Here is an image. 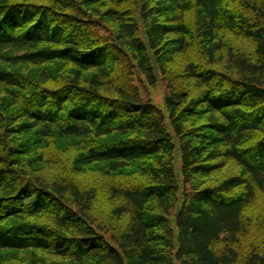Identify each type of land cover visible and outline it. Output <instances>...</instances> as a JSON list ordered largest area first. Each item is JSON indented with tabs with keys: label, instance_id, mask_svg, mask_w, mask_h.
Masks as SVG:
<instances>
[{
	"label": "trees",
	"instance_id": "obj_1",
	"mask_svg": "<svg viewBox=\"0 0 264 264\" xmlns=\"http://www.w3.org/2000/svg\"><path fill=\"white\" fill-rule=\"evenodd\" d=\"M0 264H264V0H0Z\"/></svg>",
	"mask_w": 264,
	"mask_h": 264
},
{
	"label": "rangeland",
	"instance_id": "obj_2",
	"mask_svg": "<svg viewBox=\"0 0 264 264\" xmlns=\"http://www.w3.org/2000/svg\"><path fill=\"white\" fill-rule=\"evenodd\" d=\"M168 39L167 38V43H168ZM137 79V77H136ZM138 86L141 87V84L140 82H138V84H136ZM164 91H165V87L163 85H160L158 87H156L155 89H151V93H149V95L152 97L153 99V102H155L157 105H159L160 107H163V103H164ZM149 92V91H148ZM237 166L235 165H232V167L230 168V170H228L226 173H224L223 175L221 176H214L212 177L211 179L210 178H207V181L209 183H213V182H216L218 180H220V177H226L225 174L227 175L228 172H231L232 170H237ZM232 173V172H231ZM229 174V173H228ZM174 221V220H173Z\"/></svg>",
	"mask_w": 264,
	"mask_h": 264
}]
</instances>
